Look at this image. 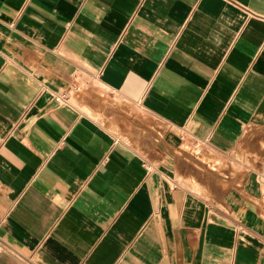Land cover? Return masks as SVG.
Instances as JSON below:
<instances>
[{
	"label": "crops",
	"instance_id": "0c3cea01",
	"mask_svg": "<svg viewBox=\"0 0 264 264\" xmlns=\"http://www.w3.org/2000/svg\"><path fill=\"white\" fill-rule=\"evenodd\" d=\"M263 182L264 0H0V264H264Z\"/></svg>",
	"mask_w": 264,
	"mask_h": 264
},
{
	"label": "built area",
	"instance_id": "2783aa9c",
	"mask_svg": "<svg viewBox=\"0 0 264 264\" xmlns=\"http://www.w3.org/2000/svg\"><path fill=\"white\" fill-rule=\"evenodd\" d=\"M56 101H59V98H56ZM259 204L261 208L264 210V182H263L262 189L260 191Z\"/></svg>",
	"mask_w": 264,
	"mask_h": 264
},
{
	"label": "rangeland",
	"instance_id": "374dc122",
	"mask_svg": "<svg viewBox=\"0 0 264 264\" xmlns=\"http://www.w3.org/2000/svg\"><path fill=\"white\" fill-rule=\"evenodd\" d=\"M203 161H205V160H203ZM202 164H204V163H202ZM208 165H209V163H207Z\"/></svg>",
	"mask_w": 264,
	"mask_h": 264
}]
</instances>
